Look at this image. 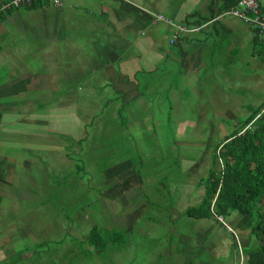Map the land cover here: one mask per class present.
<instances>
[{
    "label": "crops",
    "instance_id": "crops-1",
    "mask_svg": "<svg viewBox=\"0 0 264 264\" xmlns=\"http://www.w3.org/2000/svg\"><path fill=\"white\" fill-rule=\"evenodd\" d=\"M257 2L264 12V0ZM221 4L33 0L0 10V264H67L66 239H84L75 233L86 215L71 209L68 218L62 189L76 178L81 183L84 154L108 160L97 170L108 185L95 187L108 201L97 214L105 210L108 228L126 231L115 250L121 259L108 245L107 264H145L135 242L147 239L158 219L172 225L163 229L166 240L179 221L207 256L217 248L206 238L216 236L226 253L230 245L239 262L246 260L250 238L237 228L238 215L230 212L229 223L184 213L203 196L200 181L210 158L198 169L200 155L190 153L191 162L179 150L194 141L180 142L177 129L207 128L211 153L230 132L223 130L226 121L235 126L264 100V32L232 15L212 18ZM192 11L205 18L186 21ZM155 12L189 28L201 26L180 33ZM163 123L174 129V140L158 132ZM155 167L163 170L160 180L147 174ZM164 176L169 185L161 182ZM151 182L159 187H147ZM76 188L69 204L81 201ZM86 247L88 255L98 254ZM158 252L170 257L171 251ZM183 261L207 264L203 258Z\"/></svg>",
    "mask_w": 264,
    "mask_h": 264
},
{
    "label": "trees",
    "instance_id": "trees-1",
    "mask_svg": "<svg viewBox=\"0 0 264 264\" xmlns=\"http://www.w3.org/2000/svg\"><path fill=\"white\" fill-rule=\"evenodd\" d=\"M235 0H221L223 9ZM260 9V8H259ZM202 18L196 11L187 14L186 21ZM264 100L256 110L248 112L237 127L218 143L210 159V167L201 178L202 198L184 211L190 218L223 217L235 211L236 226L254 237L256 246L246 249V264H264ZM125 230L103 231L91 225L83 242L95 253L107 246L124 243Z\"/></svg>",
    "mask_w": 264,
    "mask_h": 264
},
{
    "label": "rangeland",
    "instance_id": "rangeland-1",
    "mask_svg": "<svg viewBox=\"0 0 264 264\" xmlns=\"http://www.w3.org/2000/svg\"><path fill=\"white\" fill-rule=\"evenodd\" d=\"M31 4V3H30ZM262 13H264L262 11ZM215 15L212 16L215 17ZM217 16H219L217 14ZM216 16V17H217ZM221 16V15H220ZM173 22V21H172ZM174 23V22H173ZM202 123V122H198ZM231 122L229 120L226 121V127L223 128V130H225L226 133H228L229 131H231L232 128H236L237 127V123L235 126L230 124ZM198 126V125H197ZM159 130L158 132L161 133V135L166 138L167 136L171 139H175L176 135H173V128H169L166 127L163 123L162 128L157 129ZM178 130V140L181 141H186L187 139L189 141H194V143L192 144H186L184 146H179V150H182V153L185 154V156L187 158H189V161L192 162L193 158L189 157L190 153H193L195 158L199 157L200 155V161L202 160V162L199 164L200 168L198 169H202V168H207L206 165V159H211L213 152H206V148L207 147V140H206V135L209 136L208 129L207 128H203V127H194V128H179ZM198 132H200V135L198 134ZM222 132V131H220ZM218 134V133H217ZM204 152V153H203ZM87 154H84V158L82 160V165H83V170H82V175H81V183L79 184V180H75V184H73V182H71V184H69L68 182L65 184V187L70 188L71 190L68 191V188H64L62 189V191L64 192L63 195L65 194V198L64 200H66V207H65V211L67 209L68 211V218H70L71 215V209L74 212L75 209H77L78 212L81 213L82 215H86L84 218L86 219H82V220H77V225L80 226V230L78 232L75 233V235L77 236H82V238L86 235V233L88 232V230L90 229L91 225L96 224L97 227L99 229H101L102 231L104 229L107 230H112L115 228H112L113 225H110V227L108 228V218L106 217L105 214V210L103 215L102 214H97V210L101 207L104 206L106 209V206L108 201L106 199H104L103 197L99 196L95 190V187H97L98 189H105V187H107L108 185L106 184V179L105 177L100 174L98 176V168L99 169H103L104 167L107 166L108 160L103 158V159H95V160H90L88 158ZM88 158V159H87ZM209 159V160H210ZM184 168H186V166H188V163H184L183 164ZM159 168L155 167L153 170L149 171L147 174H149V176H151L154 180H160L162 171H158ZM175 174H178L179 171H175ZM202 175V173L200 174ZM200 175H196L194 182L197 181V177ZM98 176V177H97ZM205 176V175H204ZM186 176H182V181H185ZM68 179V178H67ZM161 182L164 183L167 182V184L169 185L171 183V179L168 176H164L161 178ZM199 182V181H198ZM73 185L75 187H73ZM76 186H80L78 189L76 188ZM145 187V186H144ZM147 187H159L156 183L151 182L150 184L147 185ZM76 188V192L80 191V196H81V201H77V203H70L69 204V194L73 192V189ZM96 188V189H97ZM83 190V193H82ZM82 193V194H81ZM83 195V198H82ZM78 199V198H77ZM109 210V209H108ZM110 210H112V207L110 206ZM235 215H238L235 211H232ZM98 215V216H97ZM87 216H90L91 218L94 217L95 219H87ZM224 221L226 222H231V220L229 219V216H223ZM69 220V219H68ZM158 225V227H153L152 232H150V236L147 239H139L138 241H136L135 243H137V246H135V250L139 245V254L142 255L145 264H150L151 260H153L152 264H184L185 262L184 257H187L189 263H193L195 262V258H199L202 259L203 261L207 264H246L245 262V258L244 256L240 257V262L238 261V258L235 254L236 250H232L233 248L230 247V245L228 246V251L227 253L225 252V242L222 241L218 244V240L216 236H208L206 238L205 243H213L215 245V249L217 248L216 251H214L213 253L209 254L207 256V253L205 251L202 252V250L198 249V246L196 245V243H193L192 239L189 236V231L184 227V225H182L179 221L174 224L173 229L170 230L169 234L171 235L170 240H166L167 237L164 236L163 233V229L166 227H172V225L167 224L164 225L162 224V220L158 219L156 221ZM71 224L68 225V227ZM111 228V229H110ZM235 229V228H234ZM80 232V233H79ZM239 231H236L235 234H238ZM81 234V235H80ZM131 234V233H130ZM188 235V239L186 240V237H183V239H179V235ZM194 234V233H192ZM67 236H69L67 234ZM129 241L128 244L129 246L132 245V243H134V236H129ZM192 237V236H191ZM81 238V237H80ZM126 241V234L124 236V242ZM61 242V241H60ZM170 242H172L170 244ZM66 243H67V255L65 254V259L67 261V264H107V260H106V249L98 252V254L96 255H88V250L87 247L85 245V243L83 242V240H79V239H66ZM52 242L50 244V246L52 247ZM172 245V246H171ZM218 245V246H217ZM79 246V248H77ZM171 246V247H170ZM256 246V241L254 239V237H250L249 241H248V248H253ZM117 247V246H116ZM116 247L111 246L110 251L112 252V255L115 257H119V259H121L122 256V251H115ZM120 246H118L117 248H120ZM165 250H164V248ZM242 242H238V249H242ZM77 248V249H76ZM171 248V249H170ZM68 249H72V252L68 251ZM170 250V257L164 254H160L159 252L157 254L154 255L155 252L157 251H166V250ZM180 251L179 257L178 255H176L177 251ZM105 251V252H104ZM235 251V252H234ZM95 253V252H94ZM135 253V252H134ZM185 253H188L187 256H183ZM236 258V259H235ZM167 259L169 262H167Z\"/></svg>",
    "mask_w": 264,
    "mask_h": 264
},
{
    "label": "built area",
    "instance_id": "built-area-1",
    "mask_svg": "<svg viewBox=\"0 0 264 264\" xmlns=\"http://www.w3.org/2000/svg\"><path fill=\"white\" fill-rule=\"evenodd\" d=\"M51 4H59L60 0H49ZM33 0H3L0 3V10H7L10 7L20 4H30ZM218 15H232L240 18L242 21L248 23L253 28H256L258 32H264V13L259 10L257 0H235L233 4L219 11ZM155 16L159 19H163L169 23H173L171 19L166 18L161 13L155 12ZM217 16V14H216ZM215 16V17H216ZM172 25L176 31L180 33L191 32L198 29L201 24H195L191 28L181 24H169ZM178 37L177 33L173 35V39ZM264 108V107H263Z\"/></svg>",
    "mask_w": 264,
    "mask_h": 264
}]
</instances>
